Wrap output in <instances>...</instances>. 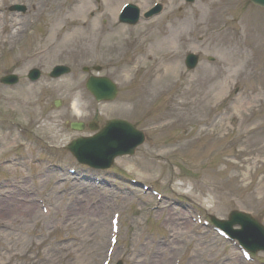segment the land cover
I'll use <instances>...</instances> for the list:
<instances>
[{
	"label": "rangeland",
	"instance_id": "374dc122",
	"mask_svg": "<svg viewBox=\"0 0 264 264\" xmlns=\"http://www.w3.org/2000/svg\"><path fill=\"white\" fill-rule=\"evenodd\" d=\"M97 1L0 0V76L25 75L33 67L47 73L57 64L72 69L58 80L41 77L30 84L19 77L15 87L0 86L1 122L36 128L39 146L54 147L66 170L48 168L41 156L24 151L23 161L0 164V264H102L115 212L120 241L109 264H174L186 249L188 258L179 264H244L235 247L193 225L184 207L218 219L236 209L264 223V45L247 47L257 37L252 23L264 25V8L242 5L243 18H235L242 23L237 46L221 33L232 21L221 16L218 0L186 6L180 23L166 25L164 14L133 28L114 18L126 0ZM171 2L166 12L176 10ZM13 4L26 11H9ZM59 13L71 15L73 24L53 29ZM188 53L199 57L192 71L183 64ZM94 65L120 88L113 103H96L85 90L81 69ZM93 116L100 123H134L146 141L111 169L91 172L65 147L89 133L72 132L67 123ZM15 143L0 158L20 151ZM55 150L44 159L57 160ZM128 179L155 185L162 199ZM254 256L264 261V254Z\"/></svg>",
	"mask_w": 264,
	"mask_h": 264
},
{
	"label": "water",
	"instance_id": "95a60500",
	"mask_svg": "<svg viewBox=\"0 0 264 264\" xmlns=\"http://www.w3.org/2000/svg\"><path fill=\"white\" fill-rule=\"evenodd\" d=\"M264 5V0H252ZM87 88L97 100L112 99L113 86L105 79H89ZM112 91L106 94L105 91ZM113 93V94H112ZM77 129V127H73ZM142 136L132 130L129 125L120 121L110 122L101 133L93 138L79 140L69 148L76 154L80 162L99 167L110 163L118 155L132 154L134 148L142 142ZM102 163V165H100ZM237 224L241 229L232 232L231 226ZM231 238L252 251L264 250V230L247 216L232 213L231 220L226 224H218Z\"/></svg>",
	"mask_w": 264,
	"mask_h": 264
},
{
	"label": "bare ground",
	"instance_id": "6f19581e",
	"mask_svg": "<svg viewBox=\"0 0 264 264\" xmlns=\"http://www.w3.org/2000/svg\"><path fill=\"white\" fill-rule=\"evenodd\" d=\"M70 16L71 15H69L68 17H65V15H63V14H61V13H59L58 15H57V21L53 24V29H55V27L56 26H58V24L59 23H63V22H67V21H70L69 19H70ZM241 22H239L238 24H236V28H237V30H240L239 28L241 27ZM234 30V29H233ZM261 37H259L260 39H259V41H258V43L260 42V48H261V46L262 45H264V30H262L261 31ZM232 38L236 41V43H237V46L241 43V41H242V36L237 32V31H234L233 32V36H232ZM1 211V210H0ZM14 212H18L17 214H21V212L20 211H18V209H16V211H14ZM13 212V213H14ZM25 214H26V212H25ZM24 214V215H25ZM22 215H23V213H22ZM23 215V216H24ZM42 216V215H41ZM42 217H44V216H42ZM184 223H186V224H188V222L187 221H184ZM186 226H188V225H186ZM163 243H166V241H162ZM187 251H188V249H186V252L185 253H182V256H181V258H184V260H186L187 258H188V253H187ZM175 258H173L172 259V262L173 261H175L174 260ZM190 260H191V257L188 259V261H187V263L188 262H190ZM152 264H158V263H152Z\"/></svg>",
	"mask_w": 264,
	"mask_h": 264
}]
</instances>
